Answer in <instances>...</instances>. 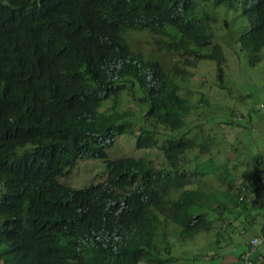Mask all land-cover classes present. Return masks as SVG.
<instances>
[{"label": "trees", "instance_id": "16d2710c", "mask_svg": "<svg viewBox=\"0 0 264 264\" xmlns=\"http://www.w3.org/2000/svg\"><path fill=\"white\" fill-rule=\"evenodd\" d=\"M199 1L248 17L239 41L257 64L264 0H0V262L178 264L173 235L187 241L217 220L247 230L242 215L264 207L257 195L247 198L258 193L262 160L236 180L240 163L215 157L208 174L199 160L187 167V152L213 155L210 138H167L158 129L186 124L193 103L178 82L200 60L216 62L225 87L224 52L197 15ZM134 29L178 56L171 73L132 48L126 35ZM125 96L138 110L122 107ZM129 133L138 148L159 146L167 167L111 157L116 137ZM84 158L102 160L106 177L81 187L61 181ZM208 176L223 190H211Z\"/></svg>", "mask_w": 264, "mask_h": 264}, {"label": "rangeland", "instance_id": "374dc122", "mask_svg": "<svg viewBox=\"0 0 264 264\" xmlns=\"http://www.w3.org/2000/svg\"><path fill=\"white\" fill-rule=\"evenodd\" d=\"M197 15L210 22L213 42L222 46L225 56V87H222L217 79L216 62L212 59L200 60L197 65L189 68L190 75L178 82L182 94L189 97L194 106L186 117V124L175 130H168L163 126L158 129L162 134L167 133V138L189 137L198 140L201 136L206 141L211 139L208 153L213 155L200 159L197 150L188 151L189 168L195 167L193 160H199L204 163L199 165V168L212 174L216 166L212 158L216 157L218 163L227 164L229 167L238 162L241 165L236 171L238 180L242 178L241 172L248 163L262 160L261 174L264 176V47L259 52L262 59L257 64H252L250 54L241 48L239 41L241 33L249 28L248 17L244 16L241 10L234 11L223 4L215 5L211 1H199ZM126 36L135 51H142L148 58L161 60L171 73L172 64L178 56L165 49H159L154 44L151 31L134 29L127 32ZM122 107L138 110L136 102L126 96ZM109 154L113 158L145 156L153 158L158 169L167 167L161 148H138L136 134L133 133L118 136L115 145L109 149ZM185 169L190 171L186 167ZM106 175L102 160L84 158L60 179L67 184L81 187L101 181ZM206 179L211 190H223L224 186L219 185L213 176ZM258 211H262V207L254 209L252 213L259 220L263 216L256 214ZM223 224L224 222L217 220L211 231L202 232L183 242L177 239V235L171 236L175 242L174 250L181 258L178 264H222L225 255L220 256V252L229 246L231 254L239 255L259 227L257 224L252 227L244 220L247 230L241 233L237 230L241 229L243 224L234 223L235 227L229 224L226 231L224 228L227 225ZM260 251L264 254V243L258 247L252 258L256 259ZM195 253L200 254L199 260L198 254ZM186 257H190L188 261Z\"/></svg>", "mask_w": 264, "mask_h": 264}, {"label": "crops", "instance_id": "0c3cea01", "mask_svg": "<svg viewBox=\"0 0 264 264\" xmlns=\"http://www.w3.org/2000/svg\"><path fill=\"white\" fill-rule=\"evenodd\" d=\"M257 201L259 203L264 204V187L263 188L259 187V190L257 193ZM257 208L258 207H255L254 209H257ZM263 212H264V207H262V213H261L262 215H263ZM242 216H245V220H246V223L248 225L255 227L257 224L259 226L257 231L254 233L253 236L257 235L258 232L264 226V217L259 218V220H258V218L254 214H252V211L245 212ZM248 242H249V240H248ZM248 242L246 243V247L248 245ZM261 252H263V251H260V255H261ZM222 264H241V262L239 261V258L237 256H234L233 254L228 253V254H225V256L223 257Z\"/></svg>", "mask_w": 264, "mask_h": 264}, {"label": "clouds", "instance_id": "9594fccd", "mask_svg": "<svg viewBox=\"0 0 264 264\" xmlns=\"http://www.w3.org/2000/svg\"><path fill=\"white\" fill-rule=\"evenodd\" d=\"M192 101V100H191ZM193 103V102H192ZM194 107V106H193ZM192 110H193V108H192ZM191 110V111H192ZM191 113V112H190ZM190 115V114H189ZM188 115V116H189ZM118 136H120V135H118ZM118 136L116 137V139L118 138ZM115 142H116V140H115ZM115 145V144H114ZM112 148V147H111ZM111 156V155H110ZM89 159H91V158H89ZM261 172H262V168H260V176H259V184H258V186H256V187H258V190H259V187H262V186H264V176H262V174H261ZM250 191V190H249ZM255 195H257V193L255 192V190L253 191H250L249 192V195H248V199H251L252 197H254ZM243 197H245V196H243ZM257 210V209H256ZM260 214L261 216H263L264 217V212H263V215L261 214L262 213V211H258V212H256V214ZM229 227V225H227V226H225V228H224V230L226 231L227 230V228ZM263 228H264V226H263ZM263 228L258 232V234L257 235H255V236H253L250 240H249V242H248V245H247V247L239 254V255H237V257L239 258V261L241 262V264H244L243 263V254L247 251V250H249L251 247H252V240H253V238H255L256 236H258L259 235V233L263 230ZM238 232H241V233H245L246 232V230L245 229H238L237 230ZM264 243V241L263 242H261L260 244H258V245H256V247L254 248V251L252 252V254H251V256H250V261H251V264H260V260L263 258V255L264 254H262V252H261V255H260V253L258 254V256L257 257H259L260 258V260L259 261H256L257 259H253L252 258V256H253V254L254 253H256L257 252V250H258V247L259 246H261L262 244Z\"/></svg>", "mask_w": 264, "mask_h": 264}, {"label": "built area", "instance_id": "2783aa9c", "mask_svg": "<svg viewBox=\"0 0 264 264\" xmlns=\"http://www.w3.org/2000/svg\"><path fill=\"white\" fill-rule=\"evenodd\" d=\"M263 241H264V228L259 233L258 236L253 238L252 243H251L252 247L243 254V263L244 264H251L250 256H251L252 252L254 251V248L256 247V245L260 244Z\"/></svg>", "mask_w": 264, "mask_h": 264}]
</instances>
